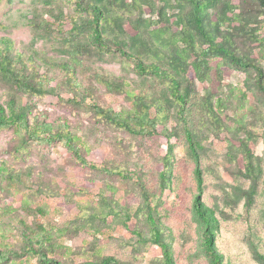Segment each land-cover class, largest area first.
Segmentation results:
<instances>
[{
	"label": "rangeland",
	"instance_id": "1",
	"mask_svg": "<svg viewBox=\"0 0 264 264\" xmlns=\"http://www.w3.org/2000/svg\"><path fill=\"white\" fill-rule=\"evenodd\" d=\"M154 3L171 4L167 8L168 23L161 22L138 33L131 25L138 13L120 11L102 27L103 33L118 37L126 51L138 49L146 63L157 59L164 68L172 69L168 60H163L164 51L151 43L152 30L159 29L167 40L176 36L174 15L186 4L181 0ZM225 3L232 6L233 12L225 9ZM45 6L57 18L55 23H61L62 32H41L27 24L31 12ZM141 6L144 18H157L144 1ZM74 8L72 0H0V37H8L20 49H35L53 60L69 59V46L89 39L88 31L77 35L69 32V16ZM209 12L210 20H225L219 40L228 38L236 53L257 61L264 73V11L258 1L218 0L209 6ZM50 17L44 15L53 21ZM195 39L200 48H206L196 35ZM206 59L212 67L210 77L205 81L195 79L194 98L181 111L166 82L140 74L135 62L119 52L91 48L88 55L77 57L81 62L76 67L78 81L83 86H93L103 106L115 111L134 108L122 90L113 84L106 86L101 79L113 83L129 80L136 94L145 93L147 102L158 99L165 117L158 130H167L169 139L159 132L134 135L113 127L99 120L87 105H71L66 101V92L61 94L62 100L50 95L25 96L2 74L0 102L4 103L11 93L17 103L32 105V115L38 113L48 122L64 119L84 135L91 148L88 160L104 162L120 171L136 170L153 197L156 219L174 264H210L204 248L206 224L194 208L196 196L210 214L214 247L224 264H264V94L258 90L254 69L241 68L213 53H207ZM54 71L57 80L63 77L61 70ZM206 92L213 103L218 98L222 100L218 112L224 129L213 122L203 106ZM21 140L13 129L0 130V162L14 167L32 166L34 182L29 186L3 183L0 205L15 209V215L36 231L40 225L46 227L52 243L71 248L72 255L55 254L64 264L96 261L105 255L130 264L164 262L161 248L150 240L144 199L135 179L83 167L61 144L30 142L25 151L16 153ZM170 146L169 181L162 188V158L169 155ZM38 180L50 185V196L33 191ZM4 220L0 245L21 248L22 239L12 219L4 216ZM15 259V264H38L35 259Z\"/></svg>",
	"mask_w": 264,
	"mask_h": 264
},
{
	"label": "trees",
	"instance_id": "2",
	"mask_svg": "<svg viewBox=\"0 0 264 264\" xmlns=\"http://www.w3.org/2000/svg\"><path fill=\"white\" fill-rule=\"evenodd\" d=\"M141 1L150 6L152 14L157 18H144L142 16ZM186 7L180 10L175 16V25L178 28L176 36L170 40L165 38V34L159 29H153L151 43L164 51L163 60H168L172 69L164 68L156 60L144 61V54L138 49L124 50L120 39L116 36L108 37L103 33L102 27L113 18V13L120 11L138 13L132 21V27L138 32H146L151 27L164 22L168 23L170 15L167 6H156L154 0H108L106 3L97 0H72L74 12L69 16V32L77 35L84 32L89 33L87 42H74L69 46V59L53 60L40 51L30 49L25 51L15 45L12 39L0 37V74L9 80L16 89L25 96H54L62 100L61 94L66 92L69 97L67 102L74 106H88V109L101 121L123 129L134 135L152 136L161 133L165 138H170V133L164 128L158 130L159 124L164 117L162 107L158 104V99L152 102L146 101L145 93L136 94L132 90V82L122 79L121 82L113 83L105 79L100 82L106 86L113 84L117 89L122 90L133 102L134 108L128 111H115L111 107L102 105L96 89L91 86H83L77 79L76 67L81 62L77 57L88 55L91 48L101 52H119L128 59L135 62L137 71L142 75H150L162 79L168 85L171 97L178 104L180 110H184L194 98L195 79L205 81L209 79L212 67L206 59L207 53L221 56L232 64L241 68H252L256 73L258 90L264 94V73L262 67L254 59L236 53L231 41L222 37L220 39V27L224 26V18L210 20L209 6L214 5L218 0H181ZM260 8L264 11V0H257ZM225 9L233 12L229 3L224 4ZM33 13L28 19L27 24L37 31L53 33L62 32L61 23H55L57 18L52 15L48 6L42 7ZM48 14L49 21L44 18ZM119 14V13H118ZM195 35L202 45V49L197 45ZM219 40V41H218ZM162 57L160 56V59ZM54 68H58L63 73L59 80L56 78ZM7 100L0 102V130L13 129L21 135V142L17 145L15 152L25 151L30 142L40 145L61 144L73 155L75 160L83 167H89L106 174L117 173L129 179H135L145 204L146 219L150 224L151 237L153 244L159 246L163 254L162 264H174L168 243L165 241L160 224L156 219V206L153 197L145 190L141 178L136 170H118L108 167L104 162H95L87 159L91 148L85 141V137L79 134L77 128H73L64 119L57 121H46L43 116L36 113L32 115L33 107L30 103H17L13 94L8 93ZM222 100L216 99L212 102V96L206 92L203 98V106L208 116L220 128L224 126L219 117L218 109L222 107ZM152 109L155 110L152 115ZM171 146L169 155L162 158V168L160 171V185L162 188L167 186L169 181L171 165ZM246 159L250 162V153L247 152ZM34 169L32 166L14 167L6 161L0 162V191L4 190L3 183L18 184L29 186L34 182ZM200 185V177L197 176ZM34 192L37 195L50 196V185L38 180ZM56 193H53V195ZM26 203V201H25ZM194 208L198 216L205 222L206 227L203 231L204 248L209 257L210 264H224L222 255L214 247V232L211 231L210 214L202 207L199 196L194 199ZM4 216L12 219V226L19 232L22 239V246L19 249L0 245V264H15V258L35 259L38 264H64L56 253H66L72 255L73 251L69 247H64L51 242V234L46 227L40 225L36 231L30 228L24 220L15 215V209L10 206L0 205V236L2 237L5 227ZM139 235V233H136ZM78 264H130L117 259L111 255H105L96 261H82Z\"/></svg>",
	"mask_w": 264,
	"mask_h": 264
}]
</instances>
